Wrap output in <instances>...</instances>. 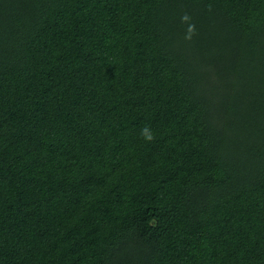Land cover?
Here are the masks:
<instances>
[{
    "label": "trees",
    "instance_id": "1",
    "mask_svg": "<svg viewBox=\"0 0 264 264\" xmlns=\"http://www.w3.org/2000/svg\"><path fill=\"white\" fill-rule=\"evenodd\" d=\"M0 264H264V0H0Z\"/></svg>",
    "mask_w": 264,
    "mask_h": 264
},
{
    "label": "clouds",
    "instance_id": "2",
    "mask_svg": "<svg viewBox=\"0 0 264 264\" xmlns=\"http://www.w3.org/2000/svg\"><path fill=\"white\" fill-rule=\"evenodd\" d=\"M142 133H143L145 139L148 140V141H152V140L155 139V137L152 135V133L150 132V130L147 127H145L142 130Z\"/></svg>",
    "mask_w": 264,
    "mask_h": 264
}]
</instances>
